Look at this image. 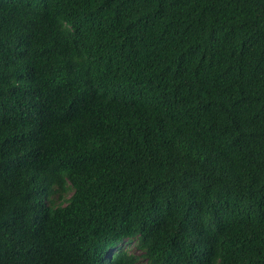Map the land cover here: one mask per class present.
I'll list each match as a JSON object with an SVG mask.
<instances>
[{
    "label": "trees",
    "instance_id": "1",
    "mask_svg": "<svg viewBox=\"0 0 264 264\" xmlns=\"http://www.w3.org/2000/svg\"><path fill=\"white\" fill-rule=\"evenodd\" d=\"M0 264H264V0H0Z\"/></svg>",
    "mask_w": 264,
    "mask_h": 264
},
{
    "label": "rangeland",
    "instance_id": "2",
    "mask_svg": "<svg viewBox=\"0 0 264 264\" xmlns=\"http://www.w3.org/2000/svg\"><path fill=\"white\" fill-rule=\"evenodd\" d=\"M58 203H60V201H58Z\"/></svg>",
    "mask_w": 264,
    "mask_h": 264
}]
</instances>
